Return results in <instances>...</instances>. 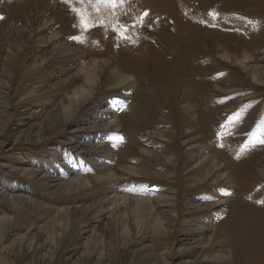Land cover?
I'll list each match as a JSON object with an SVG mask.
<instances>
[{"label": "rangeland", "instance_id": "374dc122", "mask_svg": "<svg viewBox=\"0 0 264 264\" xmlns=\"http://www.w3.org/2000/svg\"><path fill=\"white\" fill-rule=\"evenodd\" d=\"M0 63V264H264V0H0Z\"/></svg>", "mask_w": 264, "mask_h": 264}, {"label": "bare ground", "instance_id": "6f19581e", "mask_svg": "<svg viewBox=\"0 0 264 264\" xmlns=\"http://www.w3.org/2000/svg\"><path fill=\"white\" fill-rule=\"evenodd\" d=\"M46 26H47V23L45 22L42 25H40L38 31L36 32L37 42H39L41 44V43H46V42H49V41L50 42H53L54 40L58 41L57 39L60 38V34H61V31L60 30H57L53 35H51L49 37H46V40L43 39V33H44L43 30H44V28ZM51 49L54 52V56H55L56 59H61V58H65V57L67 58V57H69V56H67V53H70V57L74 58L75 60H78L80 58V49L77 46H75L74 44H72V43H67L65 41H63V42H54V43H52ZM13 52H14V48L13 47L9 48L8 55H10ZM14 55L12 57H7L6 56V58L3 60L4 61L3 64H2V72L3 73H6V70L5 69H6L7 66H9L11 64L12 58L14 57ZM74 59H73V61H74ZM87 65H89V66H87ZM0 66H1V63H0ZM3 66H4L5 69H3ZM98 66L99 65L97 63V60H92L91 63L83 62L81 64V66H79L78 68H76V67L75 68H76L77 73H79V72L84 73V75L86 77L85 80L91 85L94 82L95 78H96V72H97V69H99ZM33 67H36V66H32L31 68H33ZM113 73H114V77H115V82H118V84L116 83L117 85H123V84H129L130 83V80L131 79L129 77H119V76H121V73L119 71H117V70L114 69L113 70ZM129 85H131V84H129ZM87 93L90 94V89L89 88H87V91H86L83 87H78L73 92V94L75 95V97L72 96L70 100L71 101L72 100H76V101L77 100H80V102L82 103L84 100H83V98H80V96H84ZM118 100L119 101H118L117 104L114 103V106H113L111 112L108 109H106L105 112L114 113V111L118 110L121 107V100H123V98L122 99L120 98ZM59 107H60V111L62 113L68 112V110L70 109V108L63 107V101L60 103V106ZM110 108H111V106H110ZM57 121L58 120L54 121L53 122V125H50L49 126V130H52V129L56 130V128H57V126H56ZM112 121L115 124L116 123H120V117L119 116L114 117L112 119ZM45 131L46 130H45V127L44 126H39L37 128V130L35 131V136L38 139H40ZM103 152L105 153L104 156L106 158H112L113 157V152L111 150H104ZM186 159L188 161H190V160L193 161V162L196 161L195 155L194 154H191V153L187 155ZM213 160H214V162H217V160L215 158ZM96 177L99 180H102V179L103 180H106L110 184H114V182L116 181V178H114V172H112L111 170H107L105 168V166H104V168H101L99 170V175L96 176ZM87 183H88V180L85 177H83V176L77 177V178H74V179L68 181L67 183H65L63 185V190L70 191L71 189H76V188H78L80 186L82 187V185L85 186V185H87ZM122 204H123L122 207H121V205L116 204L114 206V208L118 212L120 210L124 209L120 213L122 215L124 214V215H127L128 216L127 213H131V211H132V203H126L125 201H122ZM133 206H134L133 207V211H134L133 215L136 218V221H135L136 222V225L140 226L141 221H143L142 218H145V215L148 214V210L146 211V209L143 206H141V203L133 204ZM124 217H123V219H124ZM124 224H125V222H124Z\"/></svg>", "mask_w": 264, "mask_h": 264}, {"label": "snow or ice", "instance_id": "6c2138e0", "mask_svg": "<svg viewBox=\"0 0 264 264\" xmlns=\"http://www.w3.org/2000/svg\"><path fill=\"white\" fill-rule=\"evenodd\" d=\"M100 3H104L107 5H111L112 7H115L118 3L121 2V0H99ZM82 24H84L85 26H87V20L82 19Z\"/></svg>", "mask_w": 264, "mask_h": 264}]
</instances>
